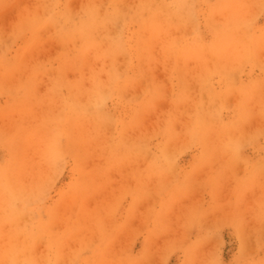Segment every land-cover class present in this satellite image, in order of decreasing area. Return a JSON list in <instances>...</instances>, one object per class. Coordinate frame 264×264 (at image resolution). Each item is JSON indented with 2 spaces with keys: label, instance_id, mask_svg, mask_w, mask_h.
Returning a JSON list of instances; mask_svg holds the SVG:
<instances>
[{
  "label": "rangeland",
  "instance_id": "obj_1",
  "mask_svg": "<svg viewBox=\"0 0 264 264\" xmlns=\"http://www.w3.org/2000/svg\"><path fill=\"white\" fill-rule=\"evenodd\" d=\"M0 18V264H264V0Z\"/></svg>",
  "mask_w": 264,
  "mask_h": 264
},
{
  "label": "bare ground",
  "instance_id": "obj_2",
  "mask_svg": "<svg viewBox=\"0 0 264 264\" xmlns=\"http://www.w3.org/2000/svg\"><path fill=\"white\" fill-rule=\"evenodd\" d=\"M22 3V2H21ZM19 4V3H18ZM20 5V4H19ZM15 7H16V5H15ZM15 8H13V10H14ZM7 13V12H6ZM12 13V12H11ZM11 15V14H10ZM4 17V16H3ZM1 19V18H0ZM3 19V18H2ZM0 21H2V20H0Z\"/></svg>",
  "mask_w": 264,
  "mask_h": 264
}]
</instances>
